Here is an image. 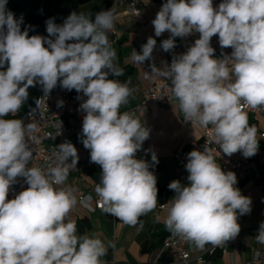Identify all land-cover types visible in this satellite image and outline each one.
<instances>
[{"label":"clouds","instance_id":"clouds-1","mask_svg":"<svg viewBox=\"0 0 264 264\" xmlns=\"http://www.w3.org/2000/svg\"><path fill=\"white\" fill-rule=\"evenodd\" d=\"M7 2L0 0V68L7 65L0 70V264H103L104 243L77 235L76 222L68 219L77 199L57 187L67 179L69 165L78 163L76 147L68 141L58 145L55 166L47 170L27 167L33 153L25 137L35 125L3 117L15 116L28 99V89L37 84L46 94L58 82L82 93L77 96L82 101L78 111L85 113L81 140L90 149V161L102 168L95 192L104 210L130 226L153 211L157 177L148 161L136 158L150 129L120 112L133 90L109 78L123 74L113 64L116 52L109 43L114 11H100L94 20L72 12L62 25L49 18L48 36H29L28 28L21 30L23 17L15 18ZM151 23L156 37L170 33L161 42L165 52L176 47L175 38L200 34L170 65H150L171 79L185 120L211 124L215 143L229 157L238 151L245 158L256 155L257 128L249 126L243 106L264 107V0H222L218 7L213 0H166ZM214 35L222 49H233L230 55L214 58ZM156 43L149 36L140 52L132 50V59L142 64L151 60ZM151 163L158 164L155 152ZM185 169L189 184L173 180L168 185L175 195L166 228L199 248L234 239L240 232L237 210L239 215L251 212V199L235 187V173L223 171L206 147L187 154ZM18 176L26 178L28 187L9 200ZM256 240L264 244V222Z\"/></svg>","mask_w":264,"mask_h":264},{"label":"crops","instance_id":"crops-1","mask_svg":"<svg viewBox=\"0 0 264 264\" xmlns=\"http://www.w3.org/2000/svg\"><path fill=\"white\" fill-rule=\"evenodd\" d=\"M58 1L61 0L53 2L52 9L54 3ZM66 1L71 4V0ZM161 6V3L154 0H143L142 25L136 22L123 6L111 3L105 9V11L110 9L114 11V28L117 31V39L112 47L116 52L114 62L117 65H131L133 67L131 81L133 92L126 104L129 108L134 107L141 100L142 91L145 88L158 79L166 78L160 71H153L151 67L135 62L130 51L133 44L145 40L149 36L156 38L160 44L163 40L169 38L170 33L167 31L156 37L154 26L151 23ZM53 12L55 15L54 9ZM180 54L182 53L174 50L165 52L160 47L153 51L152 60L155 61L157 69H162L165 64H171L174 55L178 56ZM166 79L171 81L170 78ZM132 115L139 119L142 126L150 129L148 143L157 155L158 164L152 165L151 156L144 151V144L139 153L142 159L149 162V170L157 177V182L159 184H169L171 181L177 180L173 154L183 148L190 139H198L201 136L200 128H192L183 121L175 102L152 101L149 103V111L134 110ZM249 126L257 128L256 138H258V131L264 129V122L258 116L250 121ZM66 141L71 142L76 147L78 155L87 150L82 143L81 134L71 140H59L57 144L60 145ZM99 169L100 165L84 174L86 189L92 194L96 193L95 187L100 183ZM261 172L262 177L260 179H249L240 185L241 194L251 199V212L239 215L237 210V222L240 224L242 233L229 246L228 254L213 259L214 264H229L231 260L234 264H244L251 259V249L262 246L256 240V234L260 224L264 222V164L261 166ZM60 188L72 191L77 199L75 187L64 185ZM174 195V191L171 190L170 196L163 202L169 208ZM158 205L157 200L156 208L142 215L140 222L135 226L123 224L120 219L113 218L110 213L102 211L88 213L79 206L78 202L69 212L68 219L76 222L77 235H88L89 237L98 238L104 243L107 251L101 259L115 260L118 263L150 261L154 258L155 250L161 240L172 233L165 226L168 210L161 209ZM189 247L193 252L200 249L193 242L190 243ZM107 257H109V260Z\"/></svg>","mask_w":264,"mask_h":264},{"label":"built area","instance_id":"built-area-1","mask_svg":"<svg viewBox=\"0 0 264 264\" xmlns=\"http://www.w3.org/2000/svg\"><path fill=\"white\" fill-rule=\"evenodd\" d=\"M222 0H213V6L218 7ZM114 5L123 6L138 22L143 24L142 4L143 0H111ZM199 33H193L185 38H175L176 47L175 52L185 53L187 49L194 44L195 40L199 38ZM117 39V31L114 30L109 33V43L113 47ZM156 39V38H154ZM157 43L154 51L161 47L160 42ZM147 42V39L140 40L133 44L130 48L137 52L141 51V46ZM211 46L215 49L214 58H223L224 55H230L232 48H221L219 44L218 35L211 38ZM155 64V61L146 60L143 65L149 66ZM142 64V63H141ZM231 67V65H229ZM171 81L168 79H158L142 91L141 100L134 107H127L122 105L120 112L133 113L134 110L149 111V103L152 101L161 102H175L178 111L183 121L190 127H199L201 136L198 139H190L187 144L177 150L173 154L174 165L176 169V177L182 184L187 185L189 181L187 176L189 173L185 169L187 163V154L192 150L203 152L205 147L211 152L214 159L220 164L223 171H232L237 177V184L235 187L239 189L240 185L249 180H258L262 177L261 166L264 164V129L258 131V151L256 155L245 158L242 152L238 151L230 157L220 151L219 146L215 143L212 136L213 126L209 124L207 127L201 126L198 122L186 121L183 112L180 109L179 101L171 91ZM79 95H82L80 93ZM78 96V95H77ZM77 96L71 97L66 89L60 87L59 82L57 87L51 90L50 93L41 92L35 100L30 103L24 102L21 109L15 116L9 114L3 117L4 119H21L25 125L32 123L35 125V130L26 133V142L33 153V157L27 167H39L47 170L49 166H55L56 157L54 153L59 152L57 141L71 140L82 133V121L85 113L78 111L79 105L82 102L77 99ZM87 99V97H83ZM63 101L62 106H58V102ZM129 101V99H128ZM243 110L247 113L248 123L256 117H261L264 122V107L256 109L243 106ZM145 150L151 149L148 139L143 142ZM152 152H155L151 149ZM152 152H147L149 156ZM79 160L76 167L69 165L68 176L65 182L57 187L70 185L76 188L77 202L79 206L88 213L96 211L106 212L102 205L100 197L95 193L92 194L86 189V181L84 174L99 165L90 161V149L84 150L79 155ZM71 163V158L67 161ZM102 168L100 166L98 177L101 179ZM28 187L26 178L18 176L16 182L10 186L8 199H14L15 196ZM87 198V199H85ZM84 201L83 203L81 201ZM159 208L169 209L165 203H159ZM108 213V212H106ZM113 218L115 216L112 215ZM123 224H125L122 221ZM242 233L240 228L239 234ZM239 234L234 239H229L219 245L205 244L203 248L193 252L189 245L191 241L185 239L180 235L173 233L164 237L159 246L155 250L154 258L150 261H127L118 263L115 260L107 261L101 259L103 264H162L160 258L163 255H169L172 259L170 264H214L213 259L222 257L228 254V248L232 245ZM229 264H234L231 260ZM244 264H264V244L260 248L251 249V259Z\"/></svg>","mask_w":264,"mask_h":264},{"label":"trees","instance_id":"trees-1","mask_svg":"<svg viewBox=\"0 0 264 264\" xmlns=\"http://www.w3.org/2000/svg\"><path fill=\"white\" fill-rule=\"evenodd\" d=\"M55 0H8L6 4V9L15 14V18L20 19L23 17V23L21 24V30L25 28L29 29V36L31 35H41L48 36L46 31V21L49 18H54V22L58 25L62 23H57L55 21V15L52 9V4ZM161 4L165 3L166 0H154ZM94 0H71L72 8L77 13H83L90 19L95 18L96 13L100 11H105L106 8L111 4V0H101L96 4L90 6ZM86 6L89 8L85 9ZM85 9V10H84ZM113 64L118 68L123 70V74L120 76H110V79L118 80L121 83H128L129 88H131V81L133 77V67L131 65H117L114 61ZM7 65L0 70H5ZM130 82V83H129ZM71 97L79 95L75 89L69 91L67 90ZM29 96L26 100L27 103L32 102L35 98L43 92L42 86L37 84L35 87H30L28 89ZM169 184H159L157 182L158 195L157 200L159 203L165 202L171 194V189L168 188ZM142 215L138 218L140 222ZM109 257H107L108 259ZM109 260V259H108ZM172 261L169 255H163L160 258L162 264H170Z\"/></svg>","mask_w":264,"mask_h":264},{"label":"rangeland","instance_id":"rangeland-1","mask_svg":"<svg viewBox=\"0 0 264 264\" xmlns=\"http://www.w3.org/2000/svg\"><path fill=\"white\" fill-rule=\"evenodd\" d=\"M65 1V2H64ZM101 0H94V2L90 5L96 4L97 2H100ZM70 2L66 0H61L54 3L53 9L55 11V21L57 23H64L65 19L72 13L75 12L72 8V5L69 4ZM89 8V6H86L85 9ZM84 9V10H85ZM137 159H142L141 155L139 153V150L136 153Z\"/></svg>","mask_w":264,"mask_h":264}]
</instances>
